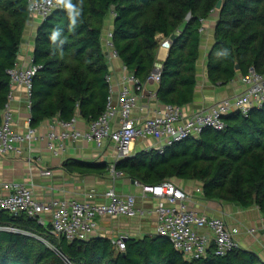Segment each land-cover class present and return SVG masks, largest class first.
Wrapping results in <instances>:
<instances>
[{
    "label": "trees",
    "instance_id": "1",
    "mask_svg": "<svg viewBox=\"0 0 264 264\" xmlns=\"http://www.w3.org/2000/svg\"><path fill=\"white\" fill-rule=\"evenodd\" d=\"M30 0H0V127L12 92L8 70L18 63L32 13ZM222 1L221 9H217ZM37 31L31 95V126L81 115L89 123L107 108L110 95L108 56L103 34L114 16L113 42L127 70L145 83L155 71L158 51L171 41L163 62L158 98L185 107L195 98L197 63L205 22L218 11L208 77L228 85L251 68L264 73V0H59ZM239 66V68H238ZM222 130L205 128L164 147L120 159L115 171L143 185L175 178L198 180L208 199L227 201L264 214V107L224 116ZM67 169L104 174L107 164L69 160ZM26 214L0 211V264H264L255 252L233 250L223 256L213 247L190 260L169 238L146 235L126 239V250L112 239L95 236L68 241Z\"/></svg>",
    "mask_w": 264,
    "mask_h": 264
},
{
    "label": "built area",
    "instance_id": "2",
    "mask_svg": "<svg viewBox=\"0 0 264 264\" xmlns=\"http://www.w3.org/2000/svg\"><path fill=\"white\" fill-rule=\"evenodd\" d=\"M32 15L42 18L49 16L54 9L59 8V0H30ZM203 32L204 29H201ZM165 48L171 47V40L162 42ZM109 57H119L113 42V32H109L106 40ZM163 65H158L145 83L130 73L122 81V88L117 95L114 93L113 77L108 76L110 95L106 111L97 119L89 123L88 129L81 132L76 128V119L70 121L58 120L56 125L63 128L56 134L54 128L48 133V145L51 149L64 148L69 140L86 139L97 148L112 145L118 159L132 154L134 143L141 138H153L163 141L164 147L190 136H199L205 128L222 130L226 127L224 116L241 111L247 115L252 108L264 107V73L251 68L242 76L245 91L232 98H225L218 103L202 108L187 115L184 107L173 104H164L152 117L139 120L134 116V109L138 103V94L143 91L148 82H161ZM34 62L29 66L18 63L8 70L11 78L12 92L9 103L3 111V122L0 127V155L23 153L22 146L37 139V129L28 128L26 133H19L14 127V114L11 102L14 98L13 89L24 86L29 97L32 95L33 78L38 71ZM113 176L117 175L115 166H112ZM43 175H51L50 171H43ZM141 184L140 182H136ZM142 185L144 193L157 198L162 203L156 208L158 218L157 234L169 238L174 248L183 253L190 260L205 257L210 248L214 253L223 256L233 250L241 249L235 234L238 229H232L221 218L208 217L189 210L186 201L189 195L171 180L157 185ZM0 191V211H6L14 216L26 214L42 225L47 224L46 216L51 218L52 234L57 238L65 237L68 241H85L97 236L99 219L102 217L126 216L136 217L144 211L137 207L136 197L133 195L120 196L115 189L106 192L105 202H97L96 196L91 193L84 199L62 198L49 201H39L35 198L33 187L22 182H10L2 185ZM264 222V214L262 217ZM209 229L212 236L202 234ZM118 251L126 250V238L120 236L112 240Z\"/></svg>",
    "mask_w": 264,
    "mask_h": 264
},
{
    "label": "crops",
    "instance_id": "3",
    "mask_svg": "<svg viewBox=\"0 0 264 264\" xmlns=\"http://www.w3.org/2000/svg\"><path fill=\"white\" fill-rule=\"evenodd\" d=\"M218 11L205 22L202 33V46L200 58L197 63V86L194 101L185 106L184 110L190 115L202 108L210 107L225 98H232L245 91L242 76L239 75L228 85H214L208 77V54L214 45V31ZM43 21L39 15H32L24 33L18 64L29 66L34 61L35 40L37 31ZM114 16L106 19L103 42L105 52L106 40L109 32H113ZM165 40V39H164ZM163 40V41H164ZM169 55V49L160 46L157 64L163 62ZM108 56V54H107ZM110 75L113 77L114 93L117 95L122 88V81L126 74V66L120 57H109ZM160 84L148 82L142 92L138 94V103L134 109V116L143 120L152 117L163 108L158 98ZM14 98L11 109L14 114V127L19 133H26L31 126V100L24 86L13 89ZM76 128L81 132L88 129L89 122L78 115ZM59 118L44 121L37 127V139L22 146L23 153H10L0 155V191L2 185L10 182H22L33 187L35 198L39 201L52 199L76 198L84 199L93 193L97 202H105V194L110 189H115L120 196L133 195L137 200V207L144 211L143 215L136 217L115 216L99 219L97 236L115 239L120 236L125 238H143L146 235H157L158 218L156 208L161 200L144 193L142 185L133 183V180L123 173L112 175L111 168L120 160L118 153L112 145L97 148L94 143L86 139L68 140L64 148L51 149L48 145V133L54 128L60 134L63 128L56 125ZM164 145L163 141L153 138H141L133 145L132 154L142 151L157 149ZM69 160L83 163H106L108 171L104 174L70 172L66 165ZM43 171H50L51 175H43ZM173 183L186 191L189 199L186 201L189 210L208 217L221 218L232 229H238L236 240L243 250L257 253L264 260V222L263 213L257 206L242 208L227 201L208 199L203 191V183L198 180L172 179ZM47 224L51 218L46 216ZM203 235L212 236L209 229L202 231Z\"/></svg>",
    "mask_w": 264,
    "mask_h": 264
},
{
    "label": "water",
    "instance_id": "4",
    "mask_svg": "<svg viewBox=\"0 0 264 264\" xmlns=\"http://www.w3.org/2000/svg\"><path fill=\"white\" fill-rule=\"evenodd\" d=\"M221 7H222V1H220V2L218 3V5H217V9L219 10V9H221ZM175 38H176V36L173 35V36L171 37V41H173ZM238 68H239V66H238ZM133 183H136V181L133 180ZM126 239H127V238H126Z\"/></svg>",
    "mask_w": 264,
    "mask_h": 264
},
{
    "label": "clouds",
    "instance_id": "5",
    "mask_svg": "<svg viewBox=\"0 0 264 264\" xmlns=\"http://www.w3.org/2000/svg\"><path fill=\"white\" fill-rule=\"evenodd\" d=\"M202 29H205V27L204 28H202ZM171 40V39H170ZM163 42V41H162ZM170 49V48H169Z\"/></svg>",
    "mask_w": 264,
    "mask_h": 264
}]
</instances>
